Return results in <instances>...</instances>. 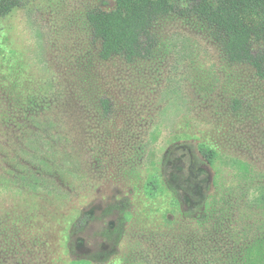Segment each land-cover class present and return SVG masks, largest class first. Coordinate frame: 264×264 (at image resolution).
Wrapping results in <instances>:
<instances>
[{"label": "rangeland", "instance_id": "obj_1", "mask_svg": "<svg viewBox=\"0 0 264 264\" xmlns=\"http://www.w3.org/2000/svg\"><path fill=\"white\" fill-rule=\"evenodd\" d=\"M17 1L0 14V264H210L208 249L175 246L196 223L172 206L181 226L164 228V200L142 192L182 144L210 176L201 196L234 189L239 225L264 217L242 204L264 184V79L231 63L206 22L165 16L151 59L103 61L87 14L115 0Z\"/></svg>", "mask_w": 264, "mask_h": 264}, {"label": "trees", "instance_id": "obj_2", "mask_svg": "<svg viewBox=\"0 0 264 264\" xmlns=\"http://www.w3.org/2000/svg\"><path fill=\"white\" fill-rule=\"evenodd\" d=\"M16 5L17 0H0V14H6ZM171 14L182 18L197 17L206 22L231 63L249 65L264 79V0H115V7L110 11L100 8L90 11L87 21L93 36L100 42L101 60L122 57L127 63H134L153 57L157 47L153 25ZM99 105L102 115L109 118L113 101L102 97ZM198 150L208 164H215V149L201 143ZM200 162L203 160L194 154L190 145L175 146L167 163L170 175H152L142 191L152 202L164 200L162 219L167 225L164 228L181 226L180 219L170 218L174 213L172 206L196 223L194 229L179 236L180 242L175 246H189L180 255L197 259V254L208 249L210 264H264V217L252 222L242 219L244 224L239 225L235 215L240 210V201L234 189L222 195L217 192L201 196V188L209 191L211 180ZM232 163H237L236 169L248 175L246 164ZM251 197L243 199L242 204L246 209H259L264 215V184L259 185ZM187 206L189 212L186 213L184 207ZM89 217L82 218L80 223L85 225ZM72 261L74 264L87 262L83 259Z\"/></svg>", "mask_w": 264, "mask_h": 264}]
</instances>
